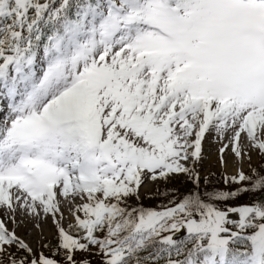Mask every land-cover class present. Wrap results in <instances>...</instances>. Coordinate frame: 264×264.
Masks as SVG:
<instances>
[{
	"label": "snow or ice",
	"instance_id": "snow-or-ice-1",
	"mask_svg": "<svg viewBox=\"0 0 264 264\" xmlns=\"http://www.w3.org/2000/svg\"><path fill=\"white\" fill-rule=\"evenodd\" d=\"M0 264H264V0H0Z\"/></svg>",
	"mask_w": 264,
	"mask_h": 264
},
{
	"label": "rangeland",
	"instance_id": "rangeland-1",
	"mask_svg": "<svg viewBox=\"0 0 264 264\" xmlns=\"http://www.w3.org/2000/svg\"><path fill=\"white\" fill-rule=\"evenodd\" d=\"M219 147L220 145L214 142L213 136L206 134V138L202 144L204 159L201 162L200 171H201L202 176L208 175L209 173H215L214 176H210V179H212L213 181H219V183L217 184V187L224 188L226 186L223 184L221 173L226 171L227 174L231 175L235 173L236 168H235V165L232 163L234 158L229 151H226L225 159L229 160V162L232 163L230 164L231 167L227 168L226 170L220 167L219 162H218L219 161V152H218ZM212 154L213 155L216 154L217 156L215 157L216 159L210 162L209 156ZM259 162H260L259 159L255 156V154H253V166H257ZM242 167H243V170L247 173L248 172L247 165L245 164ZM183 180L184 178L181 176L173 182V185H170V186L180 187L181 182ZM155 188H156V185H146L144 188L141 189L143 203L145 205L154 204L157 202L155 199L149 198L152 196V192L155 191ZM244 199H247V197H245ZM26 225L21 226V228L19 229V232L21 235L25 236L26 239L34 242V237L37 234V230L33 228L30 224H29L30 227L28 226V224ZM44 228L45 229L47 228L48 229L47 233L51 234L52 229H51L50 224L45 225Z\"/></svg>",
	"mask_w": 264,
	"mask_h": 264
},
{
	"label": "bare ground",
	"instance_id": "bare-ground-1",
	"mask_svg": "<svg viewBox=\"0 0 264 264\" xmlns=\"http://www.w3.org/2000/svg\"><path fill=\"white\" fill-rule=\"evenodd\" d=\"M216 156H217L216 154H214V155H213V154L210 155V156H209V158H210L209 161L212 162L214 159H216V158H215ZM230 164H232V163H230ZM229 167H231V166H229ZM229 167H228V168H229ZM26 226H27V225H26ZM28 226H29V224H28ZM29 227H30V226H29ZM45 231L48 232V229L46 228Z\"/></svg>",
	"mask_w": 264,
	"mask_h": 264
}]
</instances>
